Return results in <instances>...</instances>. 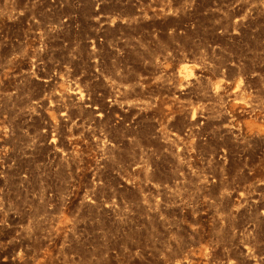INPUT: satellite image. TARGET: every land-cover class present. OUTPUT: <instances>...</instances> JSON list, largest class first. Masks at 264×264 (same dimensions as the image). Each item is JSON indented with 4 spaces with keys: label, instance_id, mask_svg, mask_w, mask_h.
I'll return each mask as SVG.
<instances>
[{
    "label": "rangeland",
    "instance_id": "obj_1",
    "mask_svg": "<svg viewBox=\"0 0 264 264\" xmlns=\"http://www.w3.org/2000/svg\"><path fill=\"white\" fill-rule=\"evenodd\" d=\"M0 264H264V0H0Z\"/></svg>",
    "mask_w": 264,
    "mask_h": 264
}]
</instances>
